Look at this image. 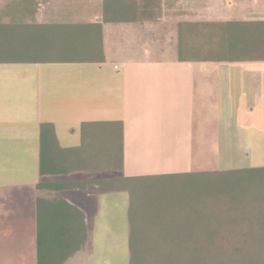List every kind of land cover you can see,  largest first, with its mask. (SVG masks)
Segmentation results:
<instances>
[{
	"label": "trees",
	"instance_id": "16d2710c",
	"mask_svg": "<svg viewBox=\"0 0 264 264\" xmlns=\"http://www.w3.org/2000/svg\"><path fill=\"white\" fill-rule=\"evenodd\" d=\"M58 0H11L0 12V63L103 62L104 23H151L163 0H102L93 22L55 20ZM7 19L5 20V18ZM180 60L264 61V19L178 22ZM78 147L41 124L42 172L123 169V122L86 121ZM127 191L129 264H264V166L40 183ZM91 244L84 212L49 194L37 204L38 264H64Z\"/></svg>",
	"mask_w": 264,
	"mask_h": 264
},
{
	"label": "crops",
	"instance_id": "0c3cea01",
	"mask_svg": "<svg viewBox=\"0 0 264 264\" xmlns=\"http://www.w3.org/2000/svg\"><path fill=\"white\" fill-rule=\"evenodd\" d=\"M97 2L102 4V0ZM208 6V0H163L162 16L155 22L110 23L113 28L121 26L122 29L125 24L132 25L124 29V33L114 29L111 32L117 33L115 37L119 33L124 38L125 34L132 35L139 43L150 39L166 45L165 35L174 31L177 56L171 60H108L105 56L103 62L0 63V68H23L21 74H13L15 82L10 87L1 82L5 77L0 72V264H38L37 204L40 197L51 193L66 199L84 212L87 223L83 203L87 202L85 207H90L89 196L107 198L110 204L106 203V207L118 210L119 205L125 203L119 199H130L127 191L97 193L91 184L48 190L40 189V183L198 171L193 169L195 132L191 116L193 94L198 87L195 66L200 68L206 63L232 64L233 67L238 63L264 65V61L179 59L178 22L201 20L191 19L193 10L196 16H201L209 12ZM239 66L237 69L241 70L230 71L229 77L223 71L214 74L219 111L233 115L232 122L226 124L227 130L220 131L221 143L230 138L231 143L236 139L239 145L249 142L244 141L243 136L255 137L254 131L257 134L254 122L250 128V123L240 119L239 107L253 113L264 102V72ZM86 121L123 122V169L42 172L41 124L53 123L59 146L69 148L81 144V124ZM261 129L259 135L264 138V127ZM78 190L83 193L75 196L73 203L69 198ZM103 204L99 201L96 207L101 209ZM125 212L128 217V210ZM125 238L129 250V234ZM91 246L92 241L73 255L91 250ZM98 252L91 253L88 264H99L93 259L99 256ZM102 255L116 254L106 251ZM83 263L77 261V264ZM116 263L117 260H109L105 264Z\"/></svg>",
	"mask_w": 264,
	"mask_h": 264
},
{
	"label": "rangeland",
	"instance_id": "374dc122",
	"mask_svg": "<svg viewBox=\"0 0 264 264\" xmlns=\"http://www.w3.org/2000/svg\"><path fill=\"white\" fill-rule=\"evenodd\" d=\"M10 1L11 0H0V12ZM57 3L59 8L57 10L58 12L55 13V20L93 22L98 20L103 12L102 4H99L97 0H58ZM208 5L209 12L207 14H201V16L199 14L196 16L194 14L195 10H193L191 19H264V0H208ZM6 19L7 17L5 20ZM166 20L163 21L168 22ZM104 26V54L108 60H171L177 56V36L174 31L167 32L164 42L166 45H161L160 41L155 42L150 39L143 40L139 43L137 38H133L132 35L127 34H125L126 38L120 35V33L115 37L117 33H113L114 31L111 32V29H114L124 33L123 30H128L132 25L125 24L126 27L122 26L123 29L121 26L113 28L114 26L110 23H106ZM205 65L207 69L204 70L203 67ZM205 65L200 68L195 66L194 71L198 87L193 94V109L191 111L195 132L193 169L198 171L230 170L264 166V138L259 135L262 130L261 128L264 127V102H262L260 107L256 108L253 113L246 107H239L240 119L245 121L244 123L246 124L250 123V128L253 126L251 123L254 122L255 126L253 128H256V133L258 135L255 134L254 131L255 137L243 136L242 139L244 141L249 140V142L240 143L239 145L235 143L236 139H234V143H231L230 138H228L225 143H221L220 131H222V129L223 132L227 130L228 126L226 124L232 122L233 115L232 112L219 111L217 104L218 95L215 86L217 81L214 78L216 72L222 71L226 73V77H229L230 71L241 70L237 69L239 65V67L243 66V68L251 67L249 70L252 71L264 72V65L238 63L235 64V68L232 64L206 63ZM22 69L23 68L11 66L0 68L1 75L5 77L1 82L10 87V85L15 82L13 74H21L23 72ZM255 97L258 99L257 95ZM76 118V120H79V117ZM73 122L75 124V119ZM223 123L225 126L221 127ZM247 151H249V153H247ZM80 193L83 192L81 190L74 191V193H71L73 197H66H70L69 200L75 203V196L78 197ZM89 198L91 199L90 207H85L87 206V202H85L83 203V208L88 215L87 224L92 239L91 250H83L77 254L76 257L73 255L66 264H77L79 260L84 262L83 264H88L89 259L92 258L90 257L91 253L95 254L97 251H99V256L93 258L96 263L105 264L109 260L113 262L117 260L116 264H128L130 254L127 249L128 244L125 237L129 234L130 227L129 219L125 216L127 212L125 211L129 208L128 203H130V199H126L125 197L119 199V201H125V203L119 205L121 207L118 210L112 209V207L111 209L106 207L105 204L110 202L107 198L97 199V197L93 195L89 196ZM99 201H103L104 203L101 209H99L100 207H96ZM117 212L119 214H117ZM106 251L107 253L115 252L116 255L103 256L102 253ZM99 253H101V255ZM97 258L99 261H97Z\"/></svg>",
	"mask_w": 264,
	"mask_h": 264
}]
</instances>
